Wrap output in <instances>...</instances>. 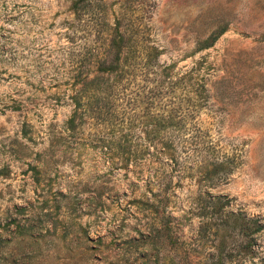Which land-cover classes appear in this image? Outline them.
<instances>
[{"label":"rangeland","instance_id":"374dc122","mask_svg":"<svg viewBox=\"0 0 264 264\" xmlns=\"http://www.w3.org/2000/svg\"><path fill=\"white\" fill-rule=\"evenodd\" d=\"M75 1L0 0V264H128L139 251L148 264H257L264 257V0H78L74 12ZM118 32L119 55L148 65L135 61L122 102L102 103V125L83 119L70 133L71 97L97 76L98 61L114 57L109 44ZM162 67L172 80L186 73L185 88L148 109L144 92ZM197 83L207 99L190 118L215 144L202 159L236 163L224 179L189 152L161 154L143 141L146 114L170 99L181 107ZM114 123L113 133L129 140L121 156L96 142ZM231 214L263 227L249 254L228 228ZM163 222L169 229L146 228Z\"/></svg>","mask_w":264,"mask_h":264},{"label":"trees","instance_id":"16d2710c","mask_svg":"<svg viewBox=\"0 0 264 264\" xmlns=\"http://www.w3.org/2000/svg\"><path fill=\"white\" fill-rule=\"evenodd\" d=\"M77 1L78 0L72 4V10H74V12L77 8ZM223 31V29H220L215 34H210L200 43L199 50L211 47ZM109 45L115 51L114 57L109 62L105 60L98 61L95 67L97 76L83 83L81 86L82 88L79 91H75L74 95L71 97L73 106L72 113L65 122V130L70 133L77 130L79 125L82 124L83 119L90 120L89 125L91 126L96 127V125H102V123H104L103 119L106 117V114L102 111V103L105 102L108 97L122 102L123 100L120 96L134 77L132 72H134L133 66H136L135 61L141 62L144 67L148 65L149 59L147 58H128L119 55L122 48V36L119 32L116 33V39L110 41ZM127 61H132V66H125L124 64ZM166 70L167 67H162L158 73L154 74L152 80L154 87L144 92V100L148 105V109L151 108L149 105H160L164 98L163 96L171 94L175 87L181 84H183V87L185 86L187 81L186 78L188 77L186 73L172 80L168 76ZM141 75H144L143 79H141V82L144 83L147 81L148 74L141 72ZM109 77H112V79L108 83ZM140 89L143 90L142 87H140ZM129 95V101L135 102L136 94L132 95L130 93ZM205 99H207V95L204 85L197 83L193 91V98L190 100L185 98L182 99L181 102L183 105L181 107H179L181 104L178 102L174 103L172 99H170L165 104H162L160 113H147L146 122L150 126V129L146 132L143 141L147 147L161 154L169 155L175 150L189 152L200 158L199 163L205 166H214L216 169L219 168L220 173L217 175V179H224L231 173L236 163L228 167L230 160L224 156L222 158L214 156L208 160L202 159L204 154L211 153L215 149V144L207 138L204 132L196 127L195 123L191 121L192 118H190L193 116V113L197 112L202 106ZM126 104L130 105L129 102H126ZM115 126L120 127L119 123H114V128L112 130L109 129L104 136L97 137L96 142L99 143L102 149L109 152L111 149H114L117 154L121 156L127 154L129 140H127L126 135L121 134L119 130L115 135L113 133L115 132V128H117ZM123 160L126 162L128 157ZM215 200L216 202H220L219 198ZM201 214V216H206L208 213L204 211ZM229 218L231 221V225L228 227L229 230L236 232V235L241 239V251L244 254H249L255 236L263 229L262 225L257 219L246 218L242 215L231 214ZM205 225H209V221H201L200 230L198 232L203 230ZM146 226H148L146 228H150L149 230L153 229L156 232L169 229L168 225L164 222L156 223L153 226ZM148 262V255L143 251H139L128 264H148ZM219 262L220 259H217L214 264H219ZM257 264H264V257L259 258Z\"/></svg>","mask_w":264,"mask_h":264}]
</instances>
